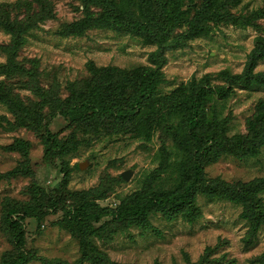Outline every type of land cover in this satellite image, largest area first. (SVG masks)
Listing matches in <instances>:
<instances>
[{"label": "trees", "instance_id": "1", "mask_svg": "<svg viewBox=\"0 0 264 264\" xmlns=\"http://www.w3.org/2000/svg\"><path fill=\"white\" fill-rule=\"evenodd\" d=\"M74 6L79 18L59 25L62 37L82 36L90 29H112L137 35L156 45L148 54V64L122 69L113 65L97 66L87 62L86 78L67 81L65 95L35 84L37 99L24 102L14 85L0 79V104L12 115H0V126L23 127L32 131L43 145L44 163L55 164L63 176L48 192L39 184L29 185V198L9 205L0 217L1 229L10 242L11 251L0 257V264H26L32 259L44 260L26 248L23 222L33 218L40 223L51 212L62 211L60 226L69 231L79 245L77 264H119L100 249L96 241L110 242L116 230L147 223L150 214L161 211L168 219L181 214L192 221L199 214L197 196L207 200H227L240 205V217L248 230L250 242L259 231L264 232V178L230 183L220 177H209L205 166L220 155L233 154L241 159L255 156L264 144V99L255 104L254 113L246 121L245 134H227V117L221 115L219 102L235 94L236 89L264 86V70H255L264 57V35L257 34L240 72L220 69L200 77L191 76L170 91H163L162 66L167 48H181L194 37L209 34L221 25L258 28L264 17V0L250 7L252 0H77ZM48 0H15L0 2V29L9 42L0 44L5 60L0 62V75L22 74L19 48L26 43L30 30L54 18ZM34 78V74L25 72ZM36 80V79H34ZM220 81L219 83L213 81ZM60 116L71 130V136L60 137L50 129L52 120ZM161 132L162 156L158 167L143 181V188L123 198L115 207L102 206L89 191L69 194L65 188L69 167L65 156L100 136H130L149 141ZM165 138L166 140H163ZM170 142V149L166 141ZM30 142L15 137L4 149L21 157L6 174L10 177L32 176ZM179 158L175 165L170 157ZM78 167L77 163L74 165ZM169 168V169H168ZM172 174V183L163 188L157 183L160 172ZM106 218V220H105ZM264 264V250L257 257ZM45 262V261H43ZM47 262V261H46ZM60 264H67L61 262Z\"/></svg>", "mask_w": 264, "mask_h": 264}, {"label": "rangeland", "instance_id": "2", "mask_svg": "<svg viewBox=\"0 0 264 264\" xmlns=\"http://www.w3.org/2000/svg\"><path fill=\"white\" fill-rule=\"evenodd\" d=\"M3 1L15 0H0ZM48 1L55 17L42 22L40 29L30 30L26 43L18 51L19 64L25 68V72L33 73L34 78L25 72L11 77L0 75V79L14 85L15 92L24 102L37 99L35 84L50 87V91L64 96L67 81L88 76V61H93L97 66L113 65L122 69L149 63L148 54L156 45L145 42L137 35L112 29H90L82 36H60L56 33L60 24L80 17V11L74 8L79 2ZM256 4L259 1L252 0L250 7ZM257 23V29L221 25L213 28L209 34L192 38L181 48L165 49L162 90L170 91L193 75L200 77L204 73L225 68L240 72L253 46L254 37L264 35V17ZM8 42L9 35L0 29V44ZM4 60L5 55L0 50V62ZM255 70H264V57L258 61ZM260 98L264 99L263 85L236 89L235 94L219 102L221 115L227 117L229 136L247 132L246 121L254 113L255 104ZM2 114L13 118L0 104ZM50 129L63 138L71 136L70 128L60 116L52 120ZM160 133L156 132L147 142L138 137L104 135L89 144H79L76 151L66 154L64 158L69 167L65 188L69 194L89 191L98 195L104 192V197L98 200L99 204L115 207L123 198L143 188V181L166 154ZM15 137L24 138L31 144L29 158L32 176L9 177L6 174L21 157L17 152L4 149ZM166 147L170 149L168 140ZM43 154L40 138L32 131L23 127L6 129L0 126V217L11 203L29 198V185L32 182L39 184L40 191L44 193L60 182L63 174L59 170L58 160L54 165L46 164ZM178 158L175 154L170 157L174 165ZM81 162L85 163L83 168L79 167ZM76 163L78 167L74 166ZM168 169L160 172L157 179L163 188H168L172 183V174ZM126 170L131 174L128 179H123L121 173ZM205 173L230 183L264 178V144L255 156L239 159L233 154L220 155L205 166ZM261 194L264 199V191ZM197 204L200 212L192 221L181 214L168 219L161 211H156L150 214L143 226L130 225L122 231L116 230L110 242L96 243L112 261L119 264H259L257 257L264 250V232L259 231L250 242L245 240L248 227L240 217V205L222 199L207 200L202 195L197 196ZM61 214L60 210L51 212L40 223L33 218L24 220L26 248L44 259H32L26 264H77L79 245L69 231L58 223ZM11 249L0 223V257Z\"/></svg>", "mask_w": 264, "mask_h": 264}, {"label": "water", "instance_id": "3", "mask_svg": "<svg viewBox=\"0 0 264 264\" xmlns=\"http://www.w3.org/2000/svg\"><path fill=\"white\" fill-rule=\"evenodd\" d=\"M84 166H85V163H84V162L79 163V167H80V168H83ZM130 174H131V172H130L129 170H126V171H123V172L121 173V177H122L123 179H128L129 176H130Z\"/></svg>", "mask_w": 264, "mask_h": 264}]
</instances>
